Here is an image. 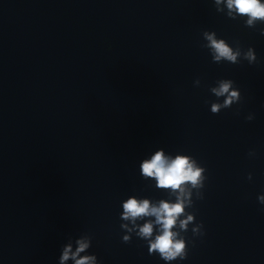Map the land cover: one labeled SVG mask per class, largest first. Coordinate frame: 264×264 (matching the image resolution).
I'll return each instance as SVG.
<instances>
[{"label": "clouds", "instance_id": "obj_1", "mask_svg": "<svg viewBox=\"0 0 264 264\" xmlns=\"http://www.w3.org/2000/svg\"><path fill=\"white\" fill-rule=\"evenodd\" d=\"M213 4L218 13H223L233 20L243 19L245 27L256 28L258 24H264V0H213ZM260 34L264 35V28L260 29ZM202 37L204 43L201 47L208 50L214 63L239 64L242 60H246L250 65L257 63V55L252 47L244 50L239 42H234L233 47L225 39L219 38L214 31L205 30ZM200 84L201 81L197 78L194 86ZM209 91L217 98V101L210 104L213 114H219L223 109L231 108L243 99L231 79H218ZM220 98H223L222 102ZM253 119L252 114L246 117L248 121ZM253 155L254 152H249V156ZM140 171L144 179L154 180L156 188L165 190L169 199L152 201L130 196L123 201L120 216L123 223L120 227L126 234L123 235L122 241L130 243L132 235L135 234L147 242L150 255L158 254L167 264L187 259L189 248L183 233L189 230L191 224L193 236L204 234L203 223H196L195 213L187 209L194 206V196L196 199H203L202 189L207 180L206 169L192 156L182 153L173 156L166 154L161 148L150 158L143 160ZM251 178L249 173L248 179ZM257 199L264 205V194L259 195ZM91 244L92 237L87 233L74 241L69 237L68 242L62 246L58 264H67L70 260L73 264H99L95 254H87Z\"/></svg>", "mask_w": 264, "mask_h": 264}]
</instances>
